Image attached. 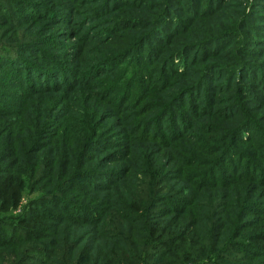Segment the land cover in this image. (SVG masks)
Masks as SVG:
<instances>
[{
  "label": "trees",
  "instance_id": "16d2710c",
  "mask_svg": "<svg viewBox=\"0 0 264 264\" xmlns=\"http://www.w3.org/2000/svg\"><path fill=\"white\" fill-rule=\"evenodd\" d=\"M107 1L103 4L104 6H109ZM127 1L138 3L136 5H142V1L145 2V0ZM127 1L117 0L114 3L112 2V6L118 8L127 5ZM202 1L163 0L161 4L157 5L156 3L149 6L150 11L157 9L158 13L156 16L153 15L150 21L145 22L146 27L149 28L145 36L132 38L133 36L131 35L136 33V29H139L138 27H141V22L139 20L136 22H133L134 20H125L116 23L105 40L99 42L101 49L94 50V53L103 59V61H100L101 63L107 62L106 64H110L117 62L116 64H122L125 58L130 57L133 53L138 60L135 65L137 70L131 71L127 82L123 78L117 84V88L123 89L122 92L124 93L118 103H122L126 98L129 99L131 94L135 97L134 101L136 98L141 100L145 94L147 97L158 99L159 97H155V95L161 93V89L165 88L171 90L170 94H175V97L174 99L170 97L165 103H160V101H154L156 102L155 104L150 103V107L154 111L158 107L161 110L158 113L156 111L155 116L151 114L148 117H144L145 119H140L137 128L133 129L134 131L130 129V126L119 125L122 133L121 138L126 148L124 155H121H123L122 160L126 163V166H124L125 169L122 167L119 170L107 171L98 168L95 170L96 168L84 169L82 166L79 167V155L85 150V147L89 146V148L95 149L98 146H103L100 140L104 136L103 132L105 129L100 127V120H104L99 115L100 111L93 109L88 112L72 110L69 106H66L62 119L61 117L59 119L62 124L59 123L60 135L58 136L62 139L64 146H75L76 153H73V157H65L63 152H58L59 170L54 151L51 158L47 159L50 167L45 176H49V183L42 185H46L43 189H39L41 194L38 198L29 202L26 200L22 207V213L17 216L8 218L0 216V264H24V259H29L31 256L27 257L28 255L25 254L24 257L13 261L6 259L3 254H17V247L21 246L25 241H38L45 239L47 235L57 236L61 234L59 225L62 220L67 219L78 224H92L94 229L86 231L93 232L97 230L100 223L106 222L108 220L106 210L104 209L105 212H103L102 208L97 209L96 206L83 207L86 217H72L60 214L54 216L50 211L37 205L39 202L54 205L61 200L58 197L59 195L68 194L75 190L76 180L87 182L91 176H99L98 173L108 183L119 178L122 173H125L124 176L129 175L130 178H134L135 184L129 196L131 206L136 208V210H128L126 207L123 210L127 209L130 213H123V218L136 221L138 224H142V227L137 229L136 233L133 227L128 226L126 233L122 237L117 231H113V226L105 229L109 232V235L121 238L119 241L121 248L111 247L109 243H106L105 247H103L104 258L110 257L109 262L98 263L101 260V249L96 248L94 250L96 254H92L90 250H93V247L82 243L87 236L86 234H72L70 232L71 229H67L62 232L64 233L63 239L69 237H73V239H69L67 242L64 240L63 244L59 245L60 242L57 241L59 237H56L55 241L47 244L44 242L40 246L31 247L29 251L42 254V258L32 259V263L29 264H50L49 262H55L53 264H144L148 261V258H154L155 264H190L188 262L189 258H194L192 264H215V262L220 261L219 259H225L223 256L225 251L229 253V257L235 255L237 253H235L236 250L243 251L247 255L264 254V248L256 247L250 240L240 241L233 236L240 230L241 226L248 224V227L255 226L257 223L251 222L255 220L260 222L264 218V215H260V203L256 192L257 184H264V165L262 167L258 161L254 160V157L260 158L254 150L256 148L264 149V128L251 130L249 127L259 118L254 113L262 107L260 103H257L259 108L255 105L252 110H248L245 100L240 98V95L244 96V93L240 90L245 88L243 78L255 79L258 76L259 80L263 82L264 69L258 66L257 61L239 58L235 49L228 50L229 58L225 59L231 68L223 69L219 67L216 61L211 59L215 56L214 52L223 51L227 46L233 44V40H240L241 48L238 51L243 52V54L248 52L250 55H262V53L258 50L244 49L247 47H244L242 39L239 38L242 37L238 30L240 29L239 27H231V29L222 31L216 36L209 37V39L198 41L193 43V45H187L183 49L184 43L180 46V42H178L176 37H178L181 27L189 21H182L175 15L173 9H183L181 8L183 6L185 7L183 11H187L193 19H196L200 15ZM206 2V8H204L203 12H208L212 3L215 4L218 10L223 9L224 0H207ZM155 6L157 7L155 8ZM255 9L254 6L251 9L253 14H255ZM44 13H46L45 9H43L42 16ZM126 18L131 17L127 16ZM256 18V21H264V16H257ZM259 27L260 25L253 28ZM163 29L166 32L163 33ZM260 29L264 31L263 26ZM112 33H114V36ZM148 39L153 41L155 45H148ZM251 40L253 39L248 42L250 43ZM133 41L135 42L132 43ZM84 45H87V43H84ZM84 45L81 51L82 54L86 52L84 49L86 46ZM118 45L120 46L118 47ZM178 46L181 48L179 49ZM212 47L215 48L212 49ZM176 48H178L177 51H174ZM111 50L114 52L113 55L108 54ZM185 50L191 51L188 53ZM184 52L186 55H183ZM190 53H192V56L188 60L187 55ZM7 63L8 65L6 66H9L10 60H7ZM157 66L162 71L161 78H157L158 84L156 82L157 79L152 78ZM171 66L172 69L170 68ZM188 66H192L193 70H188ZM221 70L227 74L225 80L218 83L212 82L211 80ZM254 70L256 73H253ZM25 75L29 76L23 83L27 93L9 95L0 91L2 95H7L14 99L17 98L18 100L14 102L0 99V105L3 108H15L0 111V119H2L0 120V140L4 135L9 138L8 141L5 140L0 143V154L4 152L2 151L4 149L10 150L5 153L4 157L5 159L9 158L8 166H12V169H10L12 173H8L6 177L0 179V188L3 190L0 196L8 199L9 206L13 208L16 207L18 198L26 189L32 190L33 185L30 180L33 176L40 175V163L42 169L46 168L44 161H40L39 150L43 148V143L40 140L45 136L43 133L45 131L44 128L51 125L52 121L49 120L47 122L50 118L47 108L49 98L44 97L46 87H41L49 83L47 81L49 75L44 73ZM70 76L72 77V82H74L75 77H77L76 72L70 71ZM183 78L185 79L183 80ZM139 81L146 84L148 89L140 90ZM131 83H133L132 86ZM255 84L250 83L252 88L249 87V83H247V86L253 92L263 86V83L260 86ZM1 85L3 84L1 83ZM227 91L232 92L229 101H225L226 99L223 97V94ZM217 94H220V96ZM99 96L105 101L103 105H108L107 98L104 95ZM185 96L187 97L185 98ZM254 97L258 101H264L263 93L260 95L255 94ZM220 103V107H216ZM168 105H175L176 109L180 110L178 112L173 111ZM184 106L186 111L181 110ZM121 108L122 106L120 105H114V109L123 114ZM100 109L105 111L102 106ZM145 109L141 106L135 112H139V116H141L142 111H145ZM170 111L175 113L177 120L172 123L173 126L167 132L168 134L159 131L155 127L153 128L154 123L165 118V115L167 116ZM162 113L163 115L161 116ZM210 114L218 117L220 121L206 119L207 121L204 123L199 122L200 118H208ZM9 117H16V119L12 120ZM44 119H46L45 122ZM5 121H7L6 125H4ZM198 124L203 125L198 126ZM21 125L26 128L24 131L25 138L22 141L17 140L14 142V136L18 135V132L22 130V128L17 130L15 128ZM248 130H251L252 133ZM138 132L143 133V136L139 137L142 150L133 148L136 143L133 142L129 135L130 133L137 134ZM215 132L224 133L222 144H217L215 143L216 141H213L214 139L208 137V134ZM208 142L213 144L208 145ZM237 144H240L241 147H237ZM32 145L37 148H32ZM149 145H152L153 148H148ZM243 146L248 148L249 151H245ZM154 149L155 155L149 156L146 154ZM219 149L223 150V154L215 156L214 154ZM233 152H235L236 160L234 159L233 164L225 165L230 170L227 173H223L220 171V166L226 161L223 162V158ZM83 156L85 155L83 154ZM261 158L264 164V154ZM175 162H178L177 165L173 168L170 167V169L176 175H165V170ZM164 164H166L165 170L156 174V171ZM139 165H143L145 168H139ZM17 168L22 169L19 171V177L14 179L13 172H18ZM63 169L66 170L64 173L61 172ZM3 172L0 169V175ZM226 175L233 177L236 181L243 182L240 180L241 177L252 185L249 183V186L232 194L235 183L229 181L228 177H224ZM256 175H259V178ZM175 176H177V185L164 183L167 179ZM160 177L162 179L158 181ZM69 189L70 191L67 192ZM218 190L220 191L218 192ZM250 191H253L252 195H249ZM255 194L257 195L256 198H254ZM240 197L243 200H239ZM175 198L179 199L174 201ZM154 199L167 206L159 208L161 213L166 214L170 211L171 214L174 213L177 217L182 215L181 218H184L187 214L189 206L206 204L211 209L214 205L220 204L222 209L219 216L222 217L216 222L210 218L205 222L207 227L202 232L197 255L193 253V250H196L194 245H190L189 251H185V246L188 244V242L182 241L185 238V234L167 241L172 246L177 244V240L180 242L179 247L175 249L171 256L169 255L173 251L171 247L163 248L155 243V239L161 238V234L158 227L150 223L148 217L149 207ZM2 202L5 203L6 200ZM174 202H177V206ZM63 204L68 208H77L70 201H63ZM39 211L44 212V214L40 215ZM30 214L44 220H52L54 223L47 226L38 224V226L33 225L31 228L22 227L23 224L32 222L31 219L26 217ZM242 214H251V217L246 221L245 217H241ZM193 216L196 217V213ZM251 218H254V220ZM261 223H258V225ZM185 236L187 237V233ZM80 244L83 245L81 249L77 250ZM9 246L13 247H10V251H7ZM248 261L249 259L246 262ZM147 264L152 263L149 262Z\"/></svg>",
  "mask_w": 264,
  "mask_h": 264
},
{
  "label": "rangeland",
  "instance_id": "374dc122",
  "mask_svg": "<svg viewBox=\"0 0 264 264\" xmlns=\"http://www.w3.org/2000/svg\"><path fill=\"white\" fill-rule=\"evenodd\" d=\"M116 1L117 0H108L107 3L109 6H104L103 4L106 2V0H0V91L9 95L27 93V89L25 86H23V83H25V80L29 76L25 74H48L49 76L47 77V81L49 83L41 87H46L44 97L49 98V104L47 105V108L50 118L47 120V122L52 120L51 125L44 128L45 131L43 133L45 136L42 140H40V142L43 143V148L39 150V155L41 156L40 161H44L46 168L42 169V165L39 162L40 175L35 177L33 176V178H31L30 183L33 185L31 188L32 190L26 189L21 194L17 200L16 207H10L8 204V199L0 196V216L6 218L17 216L19 213H22V207L26 203V200L29 202L38 198V196L41 194V190L39 189H43L46 187V185H42L49 183V176H45L47 170L49 171L50 167V165H48L47 159L51 158L54 151L57 153H54V155L57 158L58 169L60 168L58 165V152H63L65 157H73V153H76L75 146H64L62 139L58 136L60 135L59 123L62 124L59 119L60 117L62 119L66 110V106H69L72 110H82L88 112L90 109H93L100 111L99 115L102 119H104L100 120V127L105 129L103 132L104 136L100 140L103 146H98V148L95 149L89 148V146L85 147V150L81 152L85 156H83V154L81 156V153L79 155V167L82 166L84 169L96 168L95 170L98 168L107 171L119 170L126 166V163L122 160L124 155L123 153L126 148L121 138L122 133L119 125L123 124L125 126H130V129L134 131L133 129L137 128V125L140 123V119H145L144 117H148L151 114L155 116V112L157 111L158 113L161 110L160 107H158L156 108L157 110L154 111V109L150 107V103L155 104L156 102L154 101L165 103L170 97L174 99L175 94H170L171 90L165 88L161 89V93L155 95V97H159L158 99L147 97L145 94L141 100L136 98L134 101L135 97H133L131 94L129 99L126 98L122 103H118L119 99L121 100L124 93L122 92L123 89L117 88V84L119 81H122L123 78L125 82H127L131 71L137 70L135 65L137 64L138 60L135 58L133 53V55L130 57H126L122 64H116L117 62H112L110 64H106L107 62H104V64L100 62L103 61V59L98 57L94 53V50H100L101 47L99 42L105 40L109 32L113 29V27H115L116 23L123 22L125 20H134L133 22L139 20L141 22V25L139 24L141 27H138L139 29H136V33L131 35L133 36L132 38H141V36H145V34L149 31V28L146 27L145 22L150 21L152 16H156L158 13V11H156L157 9L150 11L149 6L156 3L157 5L159 3L161 4L163 3V0H145V2L142 1V5H136L138 3L135 4L133 1L129 2L126 0L127 5H123L118 8L116 6H112V2L114 3ZM206 1L207 0L202 1L200 15L196 19H193L191 14L187 11H183L185 8L183 6H181L183 9H173L175 15L178 18L182 19V21H189L186 25L181 27L180 33L178 37H176L178 42H180V46H182L184 43V49L187 45H193V43H197L198 41L209 39V37L216 36L222 31L231 29V27H239L240 29L238 30L242 36L239 38L242 39L244 47H247L244 49L251 51L258 50L260 53H262V55H250L248 52L243 54V52L238 51V49L241 48L240 40H233V44L227 46V48L223 49V51L214 52L215 56L211 59L216 61L219 67H222L223 69L231 68L225 59L229 58L227 51L230 49H235L239 58L257 61L258 66L264 69V31L260 29L262 26L264 27V21H256L257 16H264V0H224L223 9L218 10L215 4L212 3L210 5L209 11L203 12L204 8H206ZM253 6L256 8L254 10L255 14H253L251 11ZM156 7L157 6H155V8ZM43 9H45L47 14L44 13L42 16ZM127 16H130L131 18H126ZM259 25V28H253L254 26ZM162 32L164 33L166 31L163 29ZM112 35L114 36V33H112ZM248 38L253 40H251L249 43L248 41H250V39ZM134 42L135 41L132 43ZM84 43H87V45H84ZM147 44H150L151 46L155 45L154 42L150 41L149 39L147 40ZM83 45L86 46L84 48L86 52L82 54L81 51ZM119 46L120 45H118V47ZM180 46H178L179 49L181 48ZM178 48H176L174 51H177ZM214 48L215 47H212V49ZM190 51L191 50H185V52L188 53ZM185 52L183 55H186ZM108 54L113 55L114 52L111 50L108 52ZM191 56L192 53L187 55L188 60L191 58ZM7 60H10L9 66H6L8 65ZM170 68L172 69V66ZM188 70H193L192 66H188ZM70 71L76 72L77 77H75L74 82L71 80L72 77L70 76ZM253 73H256V71L254 70ZM161 75L162 71L157 66L152 74V78L156 80L157 78H161ZM226 75V72L221 70V72L216 74L211 81L214 83H218L219 81L223 82ZM83 77H85V79H83ZM158 79L156 81L157 84ZM184 79L185 78H183V80ZM243 80L245 81V88L240 90L242 93H244V96L240 95V98L245 100L248 110H252L255 105L257 108H259L257 103H260V106L262 107L260 110H257L254 113L256 116L258 115L257 117L259 118L249 125V127L251 130L254 128H264V101H258L254 97L255 94L260 95L263 93L264 95V80L262 82L259 80L258 76L255 79L244 77ZM1 83L3 85H1ZM138 83L140 84V90L148 89V86L143 82L139 81ZM247 83H249V87H251L250 83H256L255 85L258 86L263 83V86L262 88H258L257 91L253 92L249 89ZM132 85L133 83H131V86ZM99 95H104L107 98L106 100L109 102L108 105H103L105 104V101L102 100ZM217 95L220 96V94ZM231 95L232 92L227 91L224 93L223 97L226 99L225 101H229ZM186 97L187 96H185V98ZM0 99H3L4 101H18L17 98L14 99L10 96L2 95L1 93ZM114 105L122 106L121 109L123 114L115 110ZM220 105L221 103L217 104L216 107L219 108ZM101 106L102 109H105V111L100 109ZM141 106L146 109L145 111H142L141 116H139V112L135 111ZM168 106L173 111L178 112V110H180L176 109L175 105ZM7 109L12 110L15 108H3L2 105H0L1 112ZM181 110L186 111V107L184 106ZM162 115L163 113L161 116ZM175 117V113L170 111L167 116L165 115V118L162 120H157L154 123L153 128L155 127L159 131L168 134L167 132L170 131L171 127L173 126L172 123L176 122L177 120ZM117 118L119 119L116 120ZM9 119L15 120L16 117H9ZM206 119L220 121L218 117L210 114L208 118H200L199 122L204 123L207 121ZM45 120L46 119H44V122ZM6 124L7 121L4 122V125ZM202 125L203 124H198V126ZM19 128H22V130L18 132V135L14 136V142L17 140L22 141L25 138L24 131L26 128L21 125L20 127L16 126L15 129L17 130ZM251 130L248 131L252 133ZM129 135L131 136L133 142L136 143L133 148L142 150L140 143L141 140L139 137L143 136V133H130ZM223 136V132L208 134V137L214 139L213 141H216L215 143L217 144L223 143ZM8 139V136L4 135L1 138L0 143L5 140L8 141ZM212 144L213 143L208 142V145ZM237 147H241L240 144H237ZM32 148L35 149L37 147L32 145ZM148 148L151 149L153 146L149 145ZM236 149L238 150V148ZM243 149L245 151H249V149L245 148L244 146ZM2 151L4 152L0 154V169L4 172L0 175V179L6 177L8 173H12L10 172L12 166H8L9 158L5 159L4 157L5 153L10 150L4 149ZM254 151H256L260 157H254V160L258 161L263 167L264 164L261 157L264 154V149L256 148ZM154 153L155 149L148 151L146 154L152 156L155 155ZM221 154H223V150L219 149L214 155L218 156ZM234 155L235 152L227 154L223 158V162L225 160L226 161L225 163L222 162L223 165L220 166V171L223 173H227V171L229 172L230 169L226 168L225 165L234 163V159L236 160ZM175 163L170 165L166 170V164H164L156 171V174L159 172L162 173L165 170V175H176L170 169V167L173 168L175 165H177L178 162ZM139 168H145V166L139 165ZM17 169L18 172H13L14 179L19 177V171L22 168ZM65 171L66 170L64 169L61 170L62 173ZM124 174L125 173L120 174L119 178L113 180L111 183H108L104 178L100 177L101 175L99 173V176H91L87 182L84 180H76L75 190L73 192H69L71 194L68 193L59 195L58 197H60L61 200L54 205L45 204L42 202L37 204L38 207L50 211V213H52L54 216L60 214L72 217H86L83 207L96 206L97 209L102 208L103 212L106 210L108 220L106 222L100 223L97 230L94 232L86 231L94 229V225L83 223L78 224L65 219L62 220L59 225L61 234L57 236L47 235L45 239L38 241H25L21 244V246L17 247V254H3V256L8 260L16 261L17 259L24 257L26 254L28 255L27 257L31 256V258L24 259L23 263H32V259H41L42 254L38 252H30L29 249H31V247L40 246L44 242H46V244L50 243L55 241L56 237H59L57 241L60 242L59 245H62L64 240L67 242L69 239H73V237L63 239L64 233L62 232H65L67 229H71L70 232L72 234L75 233L76 235H87L82 243H85L86 246L93 247V250H90L92 254L95 253L94 250L96 248L101 249V260H99L98 263L109 262L110 257L104 258L103 247H105L106 243H109L111 247L121 248V245L119 244L121 238L109 235V232L105 229L111 228L113 226V231H117V233L122 237V235L126 233L128 226L133 227L135 232L137 229L142 227V224H138L136 221H130L123 218V213H130L127 211V209L132 211L136 210V208L131 206V200L129 196L130 193H132L135 180L134 178H130L129 175L124 176ZM224 177H228L229 181L235 183V186L232 189V194L244 187L249 186L250 183L244 181L241 177L240 180L243 182L236 181L229 175ZM256 177L259 178V175H256ZM176 178L177 176L167 179L164 183L177 185L178 182ZM161 179L162 178L160 177L158 181ZM257 186L258 188L256 192L258 196L255 194L254 198L257 196V199H259L260 215H264V184H257ZM68 191H70V189L67 190V192ZM219 191L220 190H218V192ZM2 192L3 190L0 188V193ZM252 192L253 191H250L249 195H252ZM177 199L179 198H175L174 201H177ZM3 200H6V202L3 203ZM239 200H243V198L240 197ZM63 201H70L73 203V205H76L77 208H68L63 204ZM174 203L177 206V202ZM126 207L127 209L123 210ZM160 207L167 206L154 199L149 207L148 217L150 219V223H153L154 226L156 225L161 234V238L155 239V243L161 245L163 248L171 247L173 251L170 252V256L175 251V249L179 247L180 242L177 240V244L172 246V244L168 243L167 241L172 240L181 234L186 235V233L187 237L184 235L185 238L182 239V241H185V243L188 242V244L185 246V251H189L188 249L190 245H194L196 250H193V253L197 255L199 253L197 249L201 241L202 232L204 228L207 227L205 222H207L209 218L216 222L218 219H220V217H222L219 216V213L222 209L220 208V204L214 205L211 209L206 204L189 206L187 208V214L184 216V218H181L182 215L177 217V215L174 213L171 214L170 211L166 214L161 213L159 211ZM194 213H196V217L193 216ZM39 214L42 215L44 212L39 211ZM26 217L31 219L32 222L25 223L22 227L31 228L33 225L38 226V224H42L47 226L51 223H54L52 220H44L42 218L34 217L32 214L27 215ZM241 217H245L247 221L248 218L251 217V214H242ZM251 219L254 220V218ZM251 223H257V225L250 227H248L249 224L246 226H241L240 230H238V232H236L233 236L237 237L240 241L250 240L253 245H256V247L264 248V218L260 220V222H256L255 220ZM258 223L261 224L258 225ZM83 244H80L77 250L81 249ZM10 247L13 246H9L7 251H10ZM235 253V255L229 257V253L225 251L223 253L225 259L221 258L219 259L220 261L215 262V264L264 263L263 253L247 255L245 252L238 250H236ZM193 259L194 258H189L188 262L192 264ZM248 259L249 261L246 262ZM149 262L155 264L154 258H148V261L144 264ZM165 262L168 263L167 260H165ZM49 263L53 264L55 262Z\"/></svg>",
  "mask_w": 264,
  "mask_h": 264
}]
</instances>
